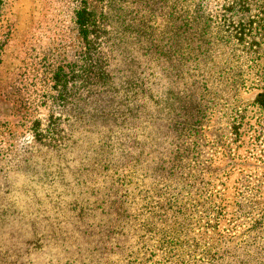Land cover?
Returning a JSON list of instances; mask_svg holds the SVG:
<instances>
[{
	"label": "rangeland",
	"instance_id": "1",
	"mask_svg": "<svg viewBox=\"0 0 264 264\" xmlns=\"http://www.w3.org/2000/svg\"><path fill=\"white\" fill-rule=\"evenodd\" d=\"M201 1L0 0V264H142L123 205L179 264H264V0L213 45L179 22Z\"/></svg>",
	"mask_w": 264,
	"mask_h": 264
},
{
	"label": "trees",
	"instance_id": "2",
	"mask_svg": "<svg viewBox=\"0 0 264 264\" xmlns=\"http://www.w3.org/2000/svg\"><path fill=\"white\" fill-rule=\"evenodd\" d=\"M250 6V0H219L217 11L211 12L212 14H209L204 1L197 3L194 2L192 5H189V8L185 10L183 17H179V22L182 24V27H198L202 29L204 34H209L207 36L208 42L212 45L215 43L214 41H216L215 35L218 36L220 30H224L226 33H228L226 42H230L231 38L244 41L245 37L249 36L247 32L250 29L247 28V25H245L242 21L238 25L235 24L234 16L242 13H248L250 11ZM84 13L85 14L82 15L79 14V24L86 26L89 21V16L86 14V12ZM251 23L255 22L251 21L249 26ZM174 42H176V37L175 40L171 41L172 44H174ZM91 47L93 48L92 44ZM192 61L198 65L203 63V61L199 58L192 59ZM256 104L260 109L264 110V90L258 94ZM138 164L140 163L136 161V165ZM136 187L144 189V186L136 185ZM146 189L144 190L145 193ZM150 191L152 196L147 198L148 202H146V204L152 205L153 200L158 198L159 193H157L155 190ZM127 200V196H125V202ZM156 208H158L159 211L161 210V206H157ZM113 212L118 215L119 221L121 222L120 227L122 230V241H120L117 247L118 251H122L123 253L129 252L128 256H131L130 253L133 254V252L143 251L145 256H143L144 259L142 264H148V261L149 264H151L150 260L156 257L157 252H160L161 258L152 264H179V258H175L176 254H171V252H174L177 247H180L179 244L176 245L175 243L177 237L175 239L172 238L175 233L171 231L169 224H166L167 221H162V216L158 211L154 212L152 208H141L137 216V218L142 219L140 224L137 223L136 217H133L131 214H129L130 212L128 208L124 205L121 207V209L113 210ZM154 221L159 222L154 224ZM131 222H135L136 233L134 232L133 226L130 228L127 227V225H129ZM128 237H130L129 240ZM133 237H137L139 242L130 241ZM130 242L138 243L135 246V249L129 247ZM170 243L174 244L172 245V249L169 248ZM151 253V257L147 258ZM137 261L138 259H136V263Z\"/></svg>",
	"mask_w": 264,
	"mask_h": 264
}]
</instances>
